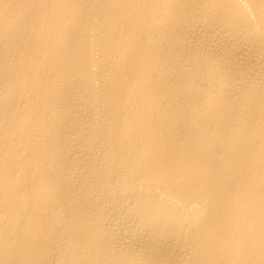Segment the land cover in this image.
<instances>
[{
  "label": "bare ground",
  "instance_id": "obj_1",
  "mask_svg": "<svg viewBox=\"0 0 264 264\" xmlns=\"http://www.w3.org/2000/svg\"><path fill=\"white\" fill-rule=\"evenodd\" d=\"M0 264H264V0H0Z\"/></svg>",
  "mask_w": 264,
  "mask_h": 264
}]
</instances>
